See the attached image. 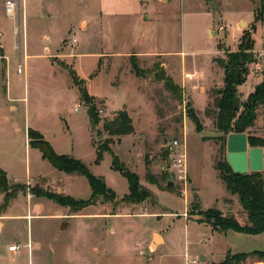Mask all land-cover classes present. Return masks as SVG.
Wrapping results in <instances>:
<instances>
[{
    "label": "rangeland",
    "instance_id": "rangeland-1",
    "mask_svg": "<svg viewBox=\"0 0 264 264\" xmlns=\"http://www.w3.org/2000/svg\"><path fill=\"white\" fill-rule=\"evenodd\" d=\"M262 1L139 0L144 18L148 17L157 26L159 44L169 49L172 56L116 58L98 56L99 31L96 39L87 44L88 37L95 32L91 27L88 30L83 20H95V1L26 0L25 6L23 2L21 5V18L13 19L5 13L3 0H0V45L5 47L8 61L5 67V61L0 58V168L8 172L11 183L17 182V178L27 180L30 169L32 174L39 172L55 181L62 175V171L42 158L39 149L31 147L28 129L33 128L45 133L47 138L42 135L58 153L74 155L85 162L92 173L104 175L118 198H122L129 191L128 182L112 167L111 152L104 151L100 163L95 162L98 145L105 143L121 163L139 175L141 187L148 195L140 203L107 202L117 213H146L116 219L117 225L123 224V228L121 235L117 234L109 242L115 255L114 264H185L186 252L204 253L199 256L201 264H216L230 256L264 250V233L213 232L212 228L195 222H202L204 216L193 207L198 198V194L194 196L196 187L202 211L224 208L222 196L228 190L213 165L218 159L226 158V148L220 149L221 132L216 129L213 117L216 111L214 90L220 83V66L216 59L225 57L229 50L238 49L249 38L252 40L250 51L264 46ZM242 21L245 24H241ZM46 35L51 37V43ZM73 37L78 40L76 44H72ZM60 42L56 55L48 50L44 52L48 43L54 52ZM183 60L187 69L197 70L202 76L210 74L211 61L215 63L217 70L212 66L216 74L214 86L207 88L201 78L195 84H183ZM253 68L250 63L247 80L240 86L242 99L248 96L246 89L264 80V71L254 73ZM72 72L82 80L81 85L76 83ZM165 78H169L173 89ZM187 85L194 86L193 91L198 92L197 106L190 90H186ZM81 88L93 93H89L90 102ZM201 90L209 96L207 103H204L205 93L199 94ZM90 103L97 113L96 122L88 111ZM12 105H16V109H12ZM263 108L260 107L259 121L263 118ZM122 109L132 117L135 131L127 136H110L103 130V122ZM190 109L199 118L201 132L189 117ZM173 139H178L186 151L193 179L191 185L188 180L187 187L176 181L169 169L172 157L168 145ZM148 171L158 177V186L167 192L159 191L148 181ZM77 175L66 179L65 190L73 192L76 198H87L90 195L88 180ZM42 180L37 178L26 184L33 187L39 182L41 188L45 184L44 189L62 193L55 183ZM169 182L173 183L172 187L168 186ZM3 197L4 193H0V203ZM104 199L99 195L96 203ZM26 207L27 200L21 193L9 213H25ZM232 207V212H221L239 215L238 219L245 224L247 212L237 211L240 207L236 204ZM6 222L0 239V264H4L3 260L8 261L5 264L13 260V252L8 247L10 240H20L23 246L31 226L46 223L35 219L31 222L27 218ZM153 228L160 230L165 238L158 250L155 247L161 239L155 241L156 236L152 247L149 245ZM122 234L125 249L120 253ZM25 250L15 252L19 261L13 264H33L31 257L23 254ZM230 264L264 263L249 256Z\"/></svg>",
    "mask_w": 264,
    "mask_h": 264
},
{
    "label": "crops",
    "instance_id": "crops-1",
    "mask_svg": "<svg viewBox=\"0 0 264 264\" xmlns=\"http://www.w3.org/2000/svg\"><path fill=\"white\" fill-rule=\"evenodd\" d=\"M89 1L90 3L94 1L96 2V8H95L96 15L94 16L95 20L93 19L88 20L86 18L85 19L83 18L84 19L83 22L86 21L88 30L91 27V30L95 32L94 35L91 36V38L90 36L88 37L89 39V41L87 42L88 45L90 42L96 39L95 36L98 34L96 32L99 31L98 47H97L98 51H96L99 57L113 56L117 58L120 56H135L137 58H141L144 56H159V55L162 57L172 56L170 55L171 51H169V49H163V46L159 44V33L157 32V26L156 24L152 23V21L149 20L148 17L144 18L139 0H89ZM163 1H167V0H163ZM22 2L23 5L25 6L26 0H20V9L18 13L19 17L17 19L21 18ZM23 18L25 21L24 14H23ZM46 36L48 37L49 43H51L52 41L51 37H49L48 35ZM45 39L46 37H43V40ZM49 43L47 44V47L44 48V52L48 50L51 55L52 54L56 55L60 48L61 42L55 46L54 52L50 47ZM2 47L4 48L5 51V47L3 45ZM0 58L1 60L5 61L6 63L5 67H7L8 61L6 62L7 59L6 54L4 53V55H1L0 53ZM163 65L167 66V64H163ZM212 66H214L215 70H217V65L215 63H212L211 61L210 74L205 73L202 76L201 73L197 70L187 69L186 63L183 60L182 71H184V75L182 74L181 77L183 79L182 80L183 84L186 82L189 84L191 83L195 84L196 81L197 82L200 81L201 78L204 79V83L207 84V88L211 86L213 87L214 77L216 74ZM218 69L220 71V75H219L220 77L218 79V82L220 83L217 85V88H221L224 85L223 82L224 70L221 67H218ZM260 82L261 81L259 80L258 82L255 83L254 87L246 89L247 92L245 93L248 95L250 92L254 90L255 86ZM193 87L194 86L187 85L186 90H190L191 97L195 101V105L197 106L196 95L198 92L197 93L194 92ZM239 91H240V86H239ZM203 93H205L204 103H207V101H209V96L207 92L204 90H201L199 92V94H203ZM240 94H242V91H240ZM11 107L12 109H16V105H12ZM259 117L260 116H258L256 120V126L253 130H259V128L262 127L263 119L261 118L259 121ZM186 123L187 122H185V125ZM43 135L47 138L45 133H43ZM220 135H222V133H220L219 136ZM123 136H127V135H123ZM227 139H226V159L228 160ZM248 146L250 148L253 147L249 144V142H248ZM261 148L263 149V156H264V147ZM213 165L216 167V163H213ZM232 169L234 170L233 167ZM114 170L118 171L115 168ZM261 170L264 171V157H263V168ZM251 171H257V170H251L250 163H248V170L246 172H251ZM62 172H63L62 175H59V177L56 178L57 180L55 181V180H51V178L39 172L32 174L30 169V172L28 174V179L21 180L17 178V182H20L21 180L24 183L31 184V181L37 178H39V180L43 179L45 182L47 180L51 183H55L57 185L56 188L59 190V192L75 197L73 192L65 190L66 189L65 181L66 179L69 180L73 176L77 177L78 176L77 173L69 174L64 171ZM97 176H103L105 178V176L102 174H99ZM217 176L220 178L218 169H217ZM105 181L106 184L108 185L106 178ZM38 183L39 182H36L35 185ZM192 183H193V179L189 172V184L191 185ZM151 184L155 185L159 191L167 192L166 190L165 191L162 190V188H160V186H158L157 184L155 183H151ZM42 187L46 188L47 185L43 184ZM22 194L27 200L26 212L9 213L11 205L20 198L21 195L20 193L17 196V198H15L11 202L8 209L4 213L0 214V222H1L0 239L3 235V232L5 231V228L7 227L8 223L6 221L8 220H22L27 218L29 220L31 219V222L34 219L40 220L41 222H46L37 225L35 227L31 226V231L30 230L28 231L26 240H24V242L26 243H24V245L22 246V248L26 249L23 254H27L28 256H30L33 264L35 263L52 264L55 262H57L58 264H64V263L67 264L69 261L75 264H84L85 262H88L90 264H114L113 260L115 258V255L113 254L112 250H110L109 242L111 238L114 239L117 236V234L122 233V228H123V224L117 225L116 219L126 218L127 215L137 217L146 214V213L143 214L120 213V212L117 213L115 210H113L112 207H109L110 206L109 203L105 202L104 200L100 201L99 203H93L91 205H88L78 211H73L69 206L61 205L55 202L54 200L48 199L46 197H37L31 194L30 192L27 193L22 192ZM196 194H198L197 199H199L200 198L199 192L195 187L194 196H196ZM91 195H92V189L90 187L89 197ZM186 195H188V193ZM89 197L87 198L75 197V198L88 199ZM189 197L191 196H188V203L189 202L191 203V198ZM53 201L55 203H53ZM222 202L224 208L219 210L222 211L223 213L232 212L233 211L232 205L234 204L240 207V209H238L237 211L239 212L244 211L237 194H232L231 192L226 191V193H224V195L222 196ZM200 209H201V205H200ZM184 216L188 218L187 212L184 213ZM235 216L237 217V215ZM237 218L240 219L241 216L238 215ZM244 221L246 222V218ZM195 222L198 225H204L210 227L212 228L213 232L219 233V231L215 230L210 224L206 222H198L196 220ZM120 235L121 234H119V236ZM156 235H158L161 239V241L158 242L155 247L156 250H158V248L165 242V238L160 230H158L157 228H153L151 231V236L149 237L150 247H152V243ZM15 240H10L11 242H9L8 247L16 243L19 244L21 243L20 240L18 241ZM121 242L122 244H120L118 247L120 253H122L125 249L123 234H122ZM206 252L211 253L212 250H207ZM203 254L204 253H202L201 255ZM191 255H195L198 258H200L199 256H201L198 253H193ZM8 257L10 256H7V258ZM11 258H13V260L9 262V264H13L16 261H19L18 254H15V252H13V256ZM2 263L5 264L8 263V261L3 260Z\"/></svg>",
    "mask_w": 264,
    "mask_h": 264
},
{
    "label": "trees",
    "instance_id": "trees-1",
    "mask_svg": "<svg viewBox=\"0 0 264 264\" xmlns=\"http://www.w3.org/2000/svg\"><path fill=\"white\" fill-rule=\"evenodd\" d=\"M251 48L252 40L249 38L238 49L229 50L226 52L225 57L216 59L219 66L224 70V85L214 90L216 94V111L213 112L214 125L222 133L219 137L221 150L226 148V139L231 133H245L251 146L264 147V108L262 113V127L259 130H253L256 126L260 107L264 106V80L255 86L254 90L248 94L246 99L241 98L239 91V86L247 80L250 72L249 65L254 61V53L252 50H249ZM133 67L136 71L138 70L136 63H133ZM72 73L76 83L81 85L83 83L82 80H78L75 73ZM165 81L170 85L169 87L174 88L169 78H165ZM81 92L90 102L91 96L87 92V89L81 88ZM88 111L92 121L96 122L98 120L97 113L91 103ZM207 112L210 114V111ZM188 114L195 123L197 131L201 132L202 125L194 110L190 109ZM103 130L110 136H123L132 134L135 131V127L128 111L122 109L118 110L112 119L104 120ZM96 132L98 133L99 131L96 130ZM28 137L31 147L39 149L43 159L47 160L53 167L69 174L77 173L85 176L92 189V195L88 199H76L64 193L51 192L41 188L38 184L30 187L26 183H11L7 172L0 168V193H4L3 201L0 204V214L4 213L11 202L22 192H30L37 197H46L61 205L69 206L73 211H78L88 205L96 203V197L99 195L105 198V202L116 200L117 202L140 203L148 197L147 193L141 187L139 175L130 171L124 163H121L117 154L107 148L105 143L98 145L95 162L100 163L104 151L111 152L113 158L112 166L125 176L129 185V192L122 198H118L117 193L106 184L103 176H97L92 173L89 166L81 159L70 154L58 153L53 145L38 130L29 128ZM205 139H209V137H205ZM216 168L219 170L220 178L225 183L227 190L232 194L238 195L243 209L247 212L246 222L242 224L236 216L231 214L224 215L219 209L210 208L202 211L197 199L193 207L194 210L204 216L201 221L210 224L219 232L234 230L249 234L264 233V171H235L226 158L218 159ZM147 179L151 183L160 184L158 177L150 171L147 172ZM249 256L256 257L264 263V250H253L240 255L227 257L222 262L216 264H230L233 260H242Z\"/></svg>",
    "mask_w": 264,
    "mask_h": 264
},
{
    "label": "built area",
    "instance_id": "built-area-1",
    "mask_svg": "<svg viewBox=\"0 0 264 264\" xmlns=\"http://www.w3.org/2000/svg\"><path fill=\"white\" fill-rule=\"evenodd\" d=\"M4 11L9 17L17 19L19 17L20 0H3ZM77 43V38L73 37L72 44ZM254 53V73H260L264 71V46L259 49L252 50ZM184 145L178 139H173L168 148L172 157V163L169 165L174 178L181 184L187 187L189 180V171L187 165L186 151ZM22 249L20 244H13L9 246V250L16 252ZM185 264H201L199 258L195 255H191L189 252L184 254Z\"/></svg>",
    "mask_w": 264,
    "mask_h": 264
},
{
    "label": "water",
    "instance_id": "water-1",
    "mask_svg": "<svg viewBox=\"0 0 264 264\" xmlns=\"http://www.w3.org/2000/svg\"><path fill=\"white\" fill-rule=\"evenodd\" d=\"M245 24L244 21L241 24ZM0 53L4 55L5 51L0 45ZM97 133V132H96ZM101 140L98 141L100 143ZM228 161L235 171L246 172L248 170V163H250L251 170H261L263 168V149L261 147H249L248 137L245 133H231L227 139ZM20 183L23 181L20 180ZM169 187L173 186L172 182L168 183ZM1 225V222H0ZM159 237L156 235L155 241Z\"/></svg>",
    "mask_w": 264,
    "mask_h": 264
},
{
    "label": "bare ground",
    "instance_id": "bare-ground-1",
    "mask_svg": "<svg viewBox=\"0 0 264 264\" xmlns=\"http://www.w3.org/2000/svg\"><path fill=\"white\" fill-rule=\"evenodd\" d=\"M244 24V23H243ZM158 239H160V237H157Z\"/></svg>",
    "mask_w": 264,
    "mask_h": 264
}]
</instances>
